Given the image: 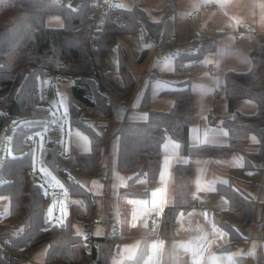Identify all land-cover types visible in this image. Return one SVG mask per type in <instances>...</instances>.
<instances>
[{
	"label": "trees",
	"instance_id": "trees-1",
	"mask_svg": "<svg viewBox=\"0 0 264 264\" xmlns=\"http://www.w3.org/2000/svg\"><path fill=\"white\" fill-rule=\"evenodd\" d=\"M73 2L75 6H72ZM95 5L92 0L0 2V134L10 124L8 109L13 101H16L18 116L29 112L27 122L18 126L15 132L12 143L14 155L6 157L0 166V195L8 197L10 202L9 214L0 221V238L8 241L15 255L22 257L31 256L47 246L45 264H109L115 251L113 235L98 238L91 257L84 237L75 233L69 223L46 227V194L40 183L30 179L34 155L27 142L30 133L48 122V99L41 93L47 77L54 74L62 80L73 79L68 96L70 123L86 130L91 149L81 152L71 144L66 155L54 142L46 149L44 161L62 180L71 196L82 198L86 211L78 217L88 223L94 217V202L91 194L74 179L73 172L79 169L87 175H97L101 169L103 143L100 132L84 125L79 115L84 112L88 117L111 118L108 90L127 98L137 87L124 48L119 49L117 72H102L103 55L112 47L115 34L141 31L145 41L150 42L151 37L156 48H176L175 68L162 76L181 79L178 88L162 93L174 99L169 109L153 108L150 88L147 87L140 104L148 112L147 121L143 124L123 121L113 129V134L119 135L118 168L125 173H134L127 186L120 189V202L127 197L149 195V189L137 190L135 182L141 176L149 182L158 177L161 147L167 135L182 142L190 157L224 158L234 152H242L244 167L248 169L264 160V32L253 34L251 69L225 74L228 112L232 114V118L223 121L228 130V144L193 146L187 142L192 115V73L183 66L186 62H198L206 53L214 51V42L203 37L195 47L179 44L171 33L177 0H166L157 20L150 17L145 0H134L131 9L110 8L100 29L94 27ZM50 15L62 17L63 25H48ZM146 53L145 48L139 61ZM98 81L107 88L104 93ZM243 98L257 102L255 114L236 110V101ZM252 134L258 138L255 143L257 151L249 149ZM191 181V166L178 163L174 171L173 204L166 209L163 218V238L177 236L176 217L180 211L186 212L191 208ZM217 190L229 200L226 209L214 214V222L229 236V242L220 251H232L242 239L236 226L254 222L256 201L246 191L237 189L233 182L219 184ZM120 238L123 241L121 234ZM147 253L148 241L143 239L135 257L125 259L121 264H141ZM237 261L238 264H247L244 256H238ZM262 263L263 256L260 255L259 264ZM179 264H189V258L181 256Z\"/></svg>",
	"mask_w": 264,
	"mask_h": 264
},
{
	"label": "crops",
	"instance_id": "crops-1",
	"mask_svg": "<svg viewBox=\"0 0 264 264\" xmlns=\"http://www.w3.org/2000/svg\"><path fill=\"white\" fill-rule=\"evenodd\" d=\"M92 1L96 4L98 0ZM165 4L166 0H145L146 10L153 20L160 18L159 11ZM112 7L116 8L113 4ZM50 16L54 22L59 21L54 27L63 25L62 17ZM245 24H251V29L243 30ZM198 25L206 29L215 50L206 53L198 62H186L184 65V69L192 73V115L187 142L193 146L224 145L229 142L228 130L224 126H217L212 114L217 112L222 121L232 118L228 112L225 74L251 69L253 34L264 32V0H177L171 33L182 47L189 45L193 39V29ZM171 56L175 62V55ZM159 64V68L151 71L149 77L148 72L144 74L132 95L112 102V128L105 141L102 140L100 172L94 176L79 169L73 172L74 179L92 196L93 218L102 219L100 214L105 212L110 215V221L113 215L118 217L119 222L115 226L120 228L123 241L121 250L114 251L117 254L116 263L112 262L111 256L109 264H121L125 259L134 258L143 239L148 241V253L141 264H179V258L185 255L189 258V264H238V256H244L247 264H259L262 255L264 264V165L257 163L252 168H245L242 152H234L224 158L190 157L182 142L167 135L161 147L158 177L149 182L145 176H141L135 182L137 190L149 189V195L127 197L120 202V189L127 186L134 173H125L118 168L119 135L113 134V129L123 121L143 123L140 118L143 110L147 121L148 112L140 105L147 87L150 88L153 108L167 110L173 105V97L162 93L178 88L181 79L162 76L164 72L172 70L171 62L161 61ZM117 67L118 62L114 68ZM105 71L109 69L102 68V72ZM235 108L252 115L258 111V104L252 99L243 98L236 101ZM97 131L102 136V132ZM249 149L257 151L256 146ZM178 163L189 164L192 169L191 208L178 213L175 225L177 236L166 239L161 234L162 226L149 222L148 217L164 218L166 209L172 206L174 171ZM230 182L254 197L256 215L252 225L236 226L242 235L236 248L220 251L229 242V236L214 222V214L226 209L229 200L217 188L219 184L228 185ZM262 183L263 187L260 188L259 184ZM74 206L77 210V204ZM85 211L86 206L80 214ZM82 222L87 234L88 223ZM103 223L102 219V223L95 226L97 243L98 238L113 235L110 227H102ZM154 231L157 233L153 234ZM86 234H81L85 244ZM46 256L47 246L35 251L25 264H45Z\"/></svg>",
	"mask_w": 264,
	"mask_h": 264
},
{
	"label": "rangeland",
	"instance_id": "rangeland-1",
	"mask_svg": "<svg viewBox=\"0 0 264 264\" xmlns=\"http://www.w3.org/2000/svg\"><path fill=\"white\" fill-rule=\"evenodd\" d=\"M111 3L115 7L131 9L134 5V0H111ZM51 18L52 16H48L47 18L48 25L54 26L59 23V21L54 22ZM120 48H124L126 50L127 64L136 79L137 85L141 82L146 72H148L147 77H149L151 71H154L156 67L159 68V62L161 61H164L165 63L169 61L172 63V67L170 66L171 69L173 70L175 68V64L173 65V57L171 55L162 54L161 52H156L154 44L146 42L141 31L134 34L113 35L112 47L103 55L102 68L107 67L109 71L117 72L118 67H114L119 59ZM145 48L147 49V53L143 60L139 61V57ZM160 56L164 58L161 59ZM114 62L115 65L113 66ZM72 83L73 79L62 80L52 74L47 77L43 87L41 88V93H43L48 99V122L52 124L59 123L61 126V132L59 137L55 139V142L59 144L60 149L63 150L66 155L69 153L71 144H74L81 152H89L91 149L90 138L86 130L78 125H71L70 123L68 114V96L69 86L72 85ZM128 106L129 105H125V107ZM140 114L141 120L145 123L146 112L143 110ZM28 119V111L24 112L21 116L9 117L11 134H8V125L0 134V166L6 157L14 155L12 143L15 132L18 126L27 122ZM143 123L138 122L130 124ZM250 140L252 143L251 146H255L258 138L255 134H252ZM46 141V125H42L39 129H37L34 133H30L27 137V142L29 143L34 155V167L30 172V179L33 182L40 183L46 194L45 225L46 227H50L53 224L69 223L74 232L86 234L83 222L78 217L80 212H84L85 203L82 198L71 196L62 180L45 163L44 157L47 151L45 148ZM74 204H77V210L73 208L72 205ZM9 210V198L0 195V221L9 214ZM100 215L104 221L102 227L107 225L113 232V229L116 227L115 225L119 222L117 215H113L111 221V217L108 213L105 212ZM95 230L97 231V228H95ZM96 231H94V235ZM112 259V262L116 263L117 254H115V252L112 255Z\"/></svg>",
	"mask_w": 264,
	"mask_h": 264
},
{
	"label": "built area",
	"instance_id": "built-area-1",
	"mask_svg": "<svg viewBox=\"0 0 264 264\" xmlns=\"http://www.w3.org/2000/svg\"><path fill=\"white\" fill-rule=\"evenodd\" d=\"M113 8L111 1L110 0H98L95 9L93 12V17H94V27L96 29L102 28V22L105 19L107 11ZM242 29L245 30H250L251 29V24H245L242 26ZM193 39L190 41L189 44L192 46H197L201 42V38L207 37L210 38L207 34L206 29L202 25L195 26L192 32ZM150 42H152V38H149ZM157 52H161L162 54L165 55H176L177 54V49L174 47H160L156 49ZM185 67L183 66V69ZM98 84H103L102 81H98ZM109 93V98H108V104H112L115 99H122L119 97L116 93H114L111 90H108ZM80 120L82 123L88 127L99 129L102 132L103 136V141H105V138L108 136V133L111 129L112 126V121L110 118H99V117H88L84 112L80 113L79 115ZM212 118L215 120L217 126H223V121L219 119V115L217 112H214L212 114ZM47 126V141L45 144V148L48 149L50 146L55 142V139L59 137V134L61 132V126L59 123L52 124L50 122L46 123ZM260 165H264V160H261L259 162ZM259 187H263V183L259 184ZM149 222H155L157 224H160L162 226L163 224V218L159 217H148ZM102 220L100 218H93L90 222L87 224V234H86V249L87 252H89L90 256L93 254V250L97 246V241L94 236V231H95V226L98 224H101ZM120 228L115 227L113 229V237H114V242H115V250L120 251L121 250V245H122V240L120 238ZM157 233V232H152ZM160 233V232H159ZM0 255H1V260L0 264H25L30 256H17L15 255L10 247V244L8 241L3 240L0 238ZM92 260V259H91Z\"/></svg>",
	"mask_w": 264,
	"mask_h": 264
},
{
	"label": "water",
	"instance_id": "water-1",
	"mask_svg": "<svg viewBox=\"0 0 264 264\" xmlns=\"http://www.w3.org/2000/svg\"><path fill=\"white\" fill-rule=\"evenodd\" d=\"M72 6H75V2L72 3ZM100 90H101V92L104 93L107 90V88L104 86V84H101ZM8 114L10 117H17L18 116L16 101H13L12 104L10 105V107L8 109ZM8 134H11V129H10L9 125H8Z\"/></svg>",
	"mask_w": 264,
	"mask_h": 264
}]
</instances>
